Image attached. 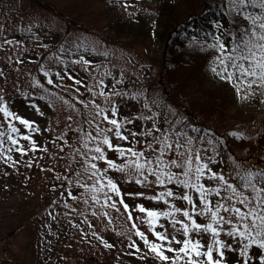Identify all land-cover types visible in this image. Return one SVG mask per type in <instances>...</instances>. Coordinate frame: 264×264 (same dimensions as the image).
I'll list each match as a JSON object with an SVG mask.
<instances>
[{
    "label": "snow or ice",
    "instance_id": "obj_1",
    "mask_svg": "<svg viewBox=\"0 0 264 264\" xmlns=\"http://www.w3.org/2000/svg\"><path fill=\"white\" fill-rule=\"evenodd\" d=\"M124 7L128 8L127 2ZM228 11L230 16L243 18L238 21L240 26L236 31L225 29L217 19L198 23L194 17H189L188 27L196 34H189L188 47L207 54L206 63L210 65L214 78L232 86L238 98L247 100L256 91L264 95V0H229ZM4 44L19 45L20 41L5 40ZM43 47L48 48V45ZM77 48H84L86 53L96 51L84 44L77 45ZM69 51L63 44L60 45L59 52ZM104 54L107 55V52ZM52 58L64 68L53 73L41 64L39 70L43 75L33 77L32 84L39 85L49 97L57 96L76 111L82 123L77 124L75 131L84 132L82 125L85 124L91 129L79 138L86 149L79 155L84 157L81 166L85 173H91L89 180L92 181L81 183L77 179L73 184L70 174L64 179L56 176L59 184H53L54 192L76 200L74 193L83 188L91 193L93 207L100 204L102 208L119 211L118 206H122L127 220L132 222L135 236L159 264H229L230 260L232 264H264V168L253 169L245 161H238L232 155L225 156L223 150L216 147L221 141L215 140L214 136H193L185 131L192 129L199 132L200 129L158 94L148 96L143 92L129 94L117 90V85L123 84V73L120 80L113 77L111 90H106L108 85L103 77L95 84L76 78L73 71L78 64L95 75V58L78 55L71 61V66L62 55L53 53ZM17 62L23 63L19 58ZM100 67V64H95V68ZM65 73L67 79L73 81L70 86L62 83L66 79ZM2 75L3 72H0ZM111 75L110 70L103 73V76ZM45 79L48 86L63 87L64 91L72 87L77 94L81 91L80 85H83L91 97L87 101L80 100L84 111L54 93L50 87H45L42 83ZM253 85L259 87L253 88ZM24 95L29 98L30 106L43 115L29 94ZM141 96H144L143 100ZM100 97H103L107 107H101L98 102ZM113 97H129L139 105L137 114L131 118L122 115ZM0 114V121H7L6 127L0 123V128H4L0 130V153L5 164L15 168L20 163V160L13 159V149L21 157L36 152L38 148L41 152L48 151L47 147L41 148L32 135L33 132H42L41 128L35 121L14 111L3 96H0ZM68 120L71 121L72 117L69 116ZM15 122H19L20 127ZM22 128L28 131L22 132ZM205 132L208 130L205 129ZM72 133L73 130L69 129L65 142ZM232 135L239 134L233 132ZM20 137L26 143L21 144ZM198 142L207 144L212 155L197 146ZM32 163L29 157L27 166L31 167ZM77 175H80L79 171ZM119 177L124 178L123 182L151 189L153 194L123 189ZM156 186H159V191ZM83 195L81 193V197ZM141 199L162 201L165 207H146L139 202ZM127 200H131V204ZM57 202L54 199L52 204ZM84 202L88 203L86 199ZM177 202H180L179 205ZM63 203L66 208L72 207L67 200ZM73 211L76 209L73 208ZM134 212L139 213L135 218ZM103 214L109 215L107 211ZM161 218H165L163 223ZM200 218L204 222H200ZM136 221L141 224L146 222L148 229L141 230ZM84 222L91 227L87 217ZM70 226L79 227L75 223ZM80 230L84 231L83 228ZM99 240L105 247L114 246L102 236ZM128 241V248L140 251V245L131 235ZM135 254L132 253L133 256Z\"/></svg>",
    "mask_w": 264,
    "mask_h": 264
},
{
    "label": "rangeland",
    "instance_id": "obj_2",
    "mask_svg": "<svg viewBox=\"0 0 264 264\" xmlns=\"http://www.w3.org/2000/svg\"><path fill=\"white\" fill-rule=\"evenodd\" d=\"M78 0H62L63 4L69 5L71 2ZM87 2V0H81ZM149 0H88L90 6L89 12L94 19L100 18L99 24L104 23L105 20L113 14L127 9L141 10ZM16 3L17 8L10 11V9H0V48L5 52H13L14 58H19L23 63H18V66L32 65L40 58V53L44 49L53 48L59 40L62 32L55 26L46 28H37L31 26L19 27L24 21L18 19L16 13L21 8L29 4L28 0H11ZM127 2L128 8L125 9L124 3ZM229 2V0H228ZM7 4L4 2V6ZM83 22L87 18L82 15ZM98 24V25H99ZM80 40H71L68 43L58 44L56 52L64 56L65 60L71 66V61L76 59L78 55H85L86 58H95V64L102 62L105 57L104 52L97 48L92 37L77 34ZM5 40H18L19 45H5ZM63 44L65 49L70 50L67 53L59 52L60 45ZM84 44L88 49L95 48L96 51L85 52L84 48H77V45ZM48 45V48L43 47ZM158 42L154 41L147 45L138 48L140 54H150L156 50ZM23 53V54H21ZM3 52L0 53V96H3L12 106L14 111L27 119L35 121L42 132H33L32 135L37 139L38 144L42 147H47V152H41L40 148L36 152H29L21 157L19 153H15L13 149V159L20 160V163L13 168L10 164H5L0 153V256L6 260L10 256L13 260L12 264H159V261L152 256L148 249L143 246L142 241L135 236L134 230L131 229V221L127 220L126 213L122 206L119 211L114 208H102L100 204L93 207L94 202L91 200V193L83 188L74 193L77 196L76 200L71 197H61L59 192L53 191V184H59L55 179L56 176L63 177L64 172L68 168H73L78 164L79 173H75L71 179L75 184L77 179L81 183L88 182L91 173H85L84 167L81 165L84 162V157L79 155L80 152H86L83 144L79 142V138L84 137L81 132H77V123L75 120L77 113L72 108L64 104L63 100L57 102L43 91L32 95L31 100H34L40 107L43 115L36 112L30 106V100L24 93L30 94L33 92L29 86V80L21 81V77L16 76L15 66L10 58ZM47 57V55H46ZM109 60V59H108ZM45 68L50 69L53 73L64 68L63 64L57 63L55 59L47 61L43 60ZM103 70L100 72L108 85L106 90H111L113 77L120 80L121 73H123V84L117 85V90H122L125 86L136 81L138 78H144L151 74V67H143L141 69L132 68L129 61H123L120 57L112 58L105 61ZM110 70L111 76H103L104 71ZM73 74L76 78L88 81L91 78V73L88 72L81 65H75ZM66 79L62 83L70 86L73 81ZM99 77V78H101ZM98 78V79H99ZM98 79L95 83L98 82ZM45 82L47 83L46 79ZM94 83V84H95ZM207 87L226 88L230 91L232 97V104L228 109L226 125H222L225 129L227 138L238 144L239 151L247 159V165H255L258 168L264 167V148L263 146H256V142L250 143L249 134L254 131H259L261 138L264 141V100L258 103H252L247 100L238 98L234 88L227 83L214 78L210 67L206 72ZM54 86V85H53ZM80 93L75 92V88L69 87L68 91L64 88H59L60 91L66 93L71 98L79 97V100H90L91 97L85 91L83 85H80ZM243 92V87L241 89ZM30 96V95H29ZM45 97L41 99V97ZM119 105V111L122 115H127L129 118L137 114L139 105L128 97H113ZM51 100V103H49ZM101 107H107L103 97L98 99ZM110 103V102H109ZM2 115V114H0ZM71 116L72 120H68ZM67 122V123H66ZM6 127L7 121H0ZM17 126L20 127L19 122ZM68 123L70 126H68ZM86 126V133L91 129ZM230 128H227L229 127ZM234 126L235 128H232ZM67 127V128H66ZM69 129L73 130L72 135L67 142L65 138L69 137ZM4 130V128H0ZM22 132H27L28 129H21ZM239 135L233 136L232 133ZM85 133V135H86ZM93 134H95L93 132ZM209 136L208 133L202 134ZM21 144L26 143L20 137ZM215 140L221 141L216 144V147L221 149L223 141L215 137ZM214 140V143H215ZM6 144L10 142L6 141ZM62 146V147H61ZM205 148L208 155H212L211 148L207 144L201 145ZM6 151V150H5ZM226 156V155H225ZM31 157L33 163L31 167L27 166ZM69 162L66 166V163ZM66 166V167H65ZM51 169V170H49ZM226 171V169H225ZM7 173V175H5ZM122 181V188L128 191H145L147 195H151L152 190L144 186H137L134 183L123 182L124 178L119 177ZM68 181L66 182V184ZM157 191L160 190L156 186ZM83 193V197H81ZM57 200V204H52L53 200ZM88 203H85L84 200ZM67 200L72 207H64L63 201ZM131 204V200H127ZM139 202L145 204L146 207H156L163 209L165 206L163 202L148 201L141 199ZM102 203V202H101ZM180 202H177L179 205ZM186 203V202H185ZM73 208L76 211H73ZM95 211L96 215L93 216ZM107 211L108 216L103 213ZM71 213V216H68ZM139 213L134 212V218ZM146 215V214H145ZM87 217L91 227L84 222ZM165 218H161L163 223ZM200 222H204L200 218ZM73 223L79 227H71ZM141 230L148 229V224H143L136 221ZM160 230L159 225L156 226ZM83 228L82 232L80 229ZM51 229V230H49ZM149 231H151L149 229ZM96 235L93 236L92 233ZM87 233V235H85ZM131 235L133 239L137 240L140 245V251L137 252L134 248H128V236ZM104 237L112 248L105 247L100 242L99 237ZM205 239H208L207 237ZM204 242V241H202ZM132 253H136L135 256ZM143 257V259H141ZM232 264V261H229Z\"/></svg>",
    "mask_w": 264,
    "mask_h": 264
},
{
    "label": "trees",
    "instance_id": "obj_3",
    "mask_svg": "<svg viewBox=\"0 0 264 264\" xmlns=\"http://www.w3.org/2000/svg\"><path fill=\"white\" fill-rule=\"evenodd\" d=\"M28 1L29 4L16 13L18 19L24 20L19 27L24 25L27 26V29L31 26L41 29L55 26L62 32L55 46L42 50L39 60L32 65L18 66L17 58H14L13 52H5L0 48V53L3 52L10 56L8 58L17 66L16 76L21 77V81H25V78L29 80V86L33 91L30 92V97L44 91L39 85L32 84V78H40L43 75L39 66L45 65L43 62L45 58L47 61L53 60L52 54H57L54 48L60 43L80 40L77 34L89 36L92 37L94 45L104 53L107 52V55L104 54L105 57L99 63L100 68L93 67L95 75L91 73L92 76L88 81H92L94 84L102 75L100 72L105 66V61L116 57H120L123 61H129V65L135 69L151 67L152 72L149 76L138 78L121 91L129 94L143 92L148 96L158 94L167 104L176 108L182 116L187 117L194 127L200 129L199 132H194L192 129H185V131L193 136L208 133L209 136L218 137L223 141L221 149L226 156L232 155L238 161H247L239 151L238 144L230 141L225 134V129L221 127L228 123V109L232 104L230 91L224 87L206 86V72L210 67L206 63L208 56L206 53L188 47L189 34H196L188 27L189 17H194L198 23L217 19L225 29L230 28L236 31L240 26L238 21L243 18L229 15L228 0H149L141 10H123L110 15L101 24L98 23L100 18L91 17V13L88 11L91 4H88V0L87 2L72 1L69 5L63 4L62 0ZM4 2L7 4L6 6H4ZM209 4H211L210 7ZM1 8L12 11L17 8V5L11 0H0ZM82 15L87 18L86 22H83ZM200 35L202 36L203 32ZM154 41L158 42L154 52L148 55L138 53L139 47ZM42 83L45 87H50L54 93H58L59 96H63L75 104L81 112L84 111L79 99L67 96L55 86H48L45 80ZM258 87L259 85H253V88ZM52 98L59 102L57 96H51L49 99ZM143 99L144 96H141V100ZM262 100H264V95L261 94V91H256L249 98L252 103ZM72 122L82 123L81 117L77 115ZM68 126H70L69 123ZM82 126L84 132L81 133L85 136L86 126ZM232 128L235 127L232 126ZM205 129L208 132H205ZM248 138L252 140L250 143L256 142V146L262 145L264 148V141L259 131L251 132ZM197 146H199V142ZM251 167L258 168L255 165H251ZM77 171H79L78 164H75L73 168H68L64 172L62 179L68 174L72 179ZM66 182L67 180L64 181L65 185H67ZM12 262L10 256H7L6 260L0 256V264H12Z\"/></svg>",
    "mask_w": 264,
    "mask_h": 264
}]
</instances>
